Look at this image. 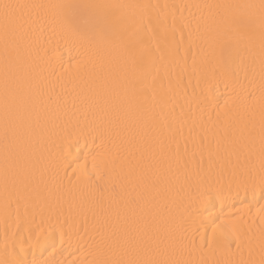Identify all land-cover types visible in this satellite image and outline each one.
Here are the masks:
<instances>
[{
    "label": "snow or ice",
    "instance_id": "1",
    "mask_svg": "<svg viewBox=\"0 0 264 264\" xmlns=\"http://www.w3.org/2000/svg\"><path fill=\"white\" fill-rule=\"evenodd\" d=\"M157 7L0 5V264H76L58 259L73 239V255L91 256L87 264H264V0L187 5L199 15L171 24ZM45 8L55 10L57 27L37 64L22 53L18 34L32 21L28 10ZM257 60L259 96L238 90V70L254 78ZM176 68L189 84L196 79L199 95L183 93L195 99L196 119L177 113L176 93L162 83ZM81 76L88 91L78 93L80 115H69L55 84ZM220 84L222 102L214 96ZM49 181L87 190L92 223L85 214L73 229L68 216L42 203L39 188Z\"/></svg>",
    "mask_w": 264,
    "mask_h": 264
},
{
    "label": "bare ground",
    "instance_id": "2",
    "mask_svg": "<svg viewBox=\"0 0 264 264\" xmlns=\"http://www.w3.org/2000/svg\"><path fill=\"white\" fill-rule=\"evenodd\" d=\"M75 0H0V5L4 3L11 4H35V5H55V4H67L73 3ZM111 2H140V3H151L153 5H158L159 7L154 9V13H159L162 16H165L171 24L173 17L179 23L181 17L185 19H191L190 13L199 15L200 11L196 8H186L187 5H196V4H209V3H221V2H232V3H244L248 0H111ZM54 9H39V10H28V13L32 16V21L24 24V27L20 30L18 34V41L24 55L31 54V56L36 60L37 64L40 63L39 57L37 55L38 50L43 46V42L52 34L53 28H56V21L54 18ZM0 13H2V8H0ZM31 30V31H30ZM187 33L185 32V37ZM177 41H179L180 33H177ZM190 64V61H189ZM3 66V42L0 40V68ZM257 73L253 78L251 73H249L248 78H245L243 70L239 71V89L241 92L248 90L249 88H254L259 96V89L261 87V81L259 76V62H256ZM180 69H174L171 74L162 80L165 88L168 87L171 83L172 88L174 89L176 95L173 100V104L176 105L177 113L180 112L181 108L185 114L193 116V119L199 117V112L195 99L186 101L185 96L183 95L184 91H187L188 97H192L195 93L199 95V91L196 88V79L191 78V83L189 84V74L184 73L182 78L179 77ZM56 91L61 92L63 90L64 97L69 101L68 108L70 109L69 115L72 112H75L76 115H80L79 109L81 108V99L83 95H78V93H87L88 91V82L86 76H81L80 78L72 80H64L55 84ZM226 95V89L223 84H220L218 88L214 89V96L220 98L221 102L223 97ZM75 101L76 107L73 108L72 102ZM241 114H244V109L242 108ZM257 123L259 121V107L255 109ZM185 137L188 135V126L184 128ZM91 147V144H89ZM81 148H84L83 143H81ZM86 150V149H85ZM75 152V149L72 150ZM47 156V152H45ZM235 159V158H233ZM43 165L49 167V174L52 170L51 160L46 159L43 161ZM62 175V173H61ZM42 197V203L46 202L51 205L54 209L62 211L65 216L69 217V223L73 226V229L80 226V223L83 220L84 215H87L89 224L93 221L92 213L88 210V192L82 187H76L68 190L67 181H65L64 188H58V186L53 181L47 182L45 185H41L39 188ZM259 193H257V197ZM251 199V197H249ZM4 200H5V191L3 186V181L0 179V242L3 241L4 231H5V216H4ZM239 207V205H237ZM29 212L32 211V208L29 207ZM252 216L256 219V224L252 225V245L255 248L257 254L259 253V244H260V233H259V217L256 215L257 207L253 205L251 208ZM21 222H23L25 217V208L23 203L21 204L19 210ZM15 207L12 210L11 219L15 220ZM247 218V217H246ZM249 224L251 221L249 220ZM73 246L65 245L66 251L62 257L58 259H63L67 261H74L76 264H87L88 261L92 259L91 256L85 254H80L79 256L73 255L76 252L75 248V239L72 241ZM247 248L244 249V256L247 257ZM218 257H213V259Z\"/></svg>",
    "mask_w": 264,
    "mask_h": 264
}]
</instances>
